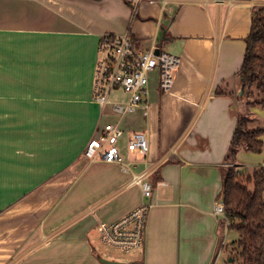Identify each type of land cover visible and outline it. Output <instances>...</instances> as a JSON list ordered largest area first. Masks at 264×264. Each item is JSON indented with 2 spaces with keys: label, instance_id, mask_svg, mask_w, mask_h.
Here are the masks:
<instances>
[{
  "label": "crops",
  "instance_id": "crops-1",
  "mask_svg": "<svg viewBox=\"0 0 264 264\" xmlns=\"http://www.w3.org/2000/svg\"><path fill=\"white\" fill-rule=\"evenodd\" d=\"M163 1L0 0V264H219L227 252L230 230L214 212L221 168L238 113L264 122V107L216 90L240 93L234 76L264 0ZM128 31L140 48L156 41L181 65L172 92L154 74L148 102L105 114L108 104L94 96L100 39ZM108 123L125 131L118 147L129 172L84 154ZM136 130L148 133L147 154L128 148ZM250 155L239 154V168ZM144 172L148 198L130 183ZM145 201L144 247L105 249L116 248L101 241V223Z\"/></svg>",
  "mask_w": 264,
  "mask_h": 264
},
{
  "label": "built area",
  "instance_id": "built-area-1",
  "mask_svg": "<svg viewBox=\"0 0 264 264\" xmlns=\"http://www.w3.org/2000/svg\"><path fill=\"white\" fill-rule=\"evenodd\" d=\"M169 0H164V4ZM131 32L124 34H104L99 44V59L95 68L94 96L103 105L113 104L117 114L132 112L138 105L148 102L150 75L159 74L160 89L164 93L172 92L176 73L181 65V57L161 50L156 54L157 42L142 49L138 46ZM102 55V57H101ZM121 90L129 97L126 101L113 102L112 92ZM148 115V110H145ZM125 131L118 124L108 123L98 135L87 143L85 156L91 160H101L107 163H118L124 172H129L130 165L125 163L118 147L119 140ZM128 148L132 152L147 154L150 149L149 136L146 131L132 132L128 140ZM147 173L133 174L130 183L141 186L143 196L151 197L152 183L146 179ZM152 204L143 202L123 218L101 223L100 239L107 246L123 252L142 249L145 245L146 226L149 210ZM214 212L225 218V208L222 200L215 202Z\"/></svg>",
  "mask_w": 264,
  "mask_h": 264
},
{
  "label": "trees",
  "instance_id": "trees-1",
  "mask_svg": "<svg viewBox=\"0 0 264 264\" xmlns=\"http://www.w3.org/2000/svg\"><path fill=\"white\" fill-rule=\"evenodd\" d=\"M246 49L241 68L234 79L244 86L238 90H216L217 95L230 94L250 107H264V5L253 8L251 28L245 38ZM264 122L250 109L238 113L236 128L225 158L227 166L221 168L225 224L238 233L237 239L225 246L234 264H264V164L252 171L239 168L242 152H264ZM228 264V263H227Z\"/></svg>",
  "mask_w": 264,
  "mask_h": 264
},
{
  "label": "rangeland",
  "instance_id": "rangeland-1",
  "mask_svg": "<svg viewBox=\"0 0 264 264\" xmlns=\"http://www.w3.org/2000/svg\"><path fill=\"white\" fill-rule=\"evenodd\" d=\"M101 57H102V55H101ZM154 74H155V76L158 74V72L156 71V72H154V73H152L151 75H150V78H151V80H154L155 79V77H154ZM158 80H159V74H158ZM159 82V81H158ZM159 88H160V85H159ZM122 95H128L126 92H124V91H122ZM111 97L113 98V94L111 95ZM113 99H115V98H113ZM112 100V99H111ZM244 101V100H243ZM248 103L247 102H244V106H246ZM263 108V107H262ZM105 111V114H107V113H109V112H115L114 110H113V104L111 103V104H108L107 105V107H106V109L104 110ZM255 112V111H254ZM255 116H258L259 117V115H258V113H256L255 114ZM244 153H246V154H251L250 155V157L252 158V160H254V162L252 163V160H248V161H244L243 160V163H245L244 165H246V168L247 169H249V170H253L254 168H256V167H258L260 164L259 163H262V161H263V163H264V152H262V153H254L253 151L252 152H244ZM123 158V157H122ZM124 160V159H123ZM225 166H227V165H229V163L227 162L226 164H224ZM237 237H238V233L237 232H235V231H233V230H230L229 232H228V234H226V241L227 242H231V241H233L234 239H237ZM105 249H107L108 251H110L111 253H114V254H120L121 253V251L120 250H118V249H112V248H106L105 247ZM228 257H227V252L224 250V253H223V255L221 254L220 255V258H219V264H225L224 263V259H227Z\"/></svg>",
  "mask_w": 264,
  "mask_h": 264
},
{
  "label": "water",
  "instance_id": "water-1",
  "mask_svg": "<svg viewBox=\"0 0 264 264\" xmlns=\"http://www.w3.org/2000/svg\"><path fill=\"white\" fill-rule=\"evenodd\" d=\"M160 51H161L160 48H157L155 52H156V54H159ZM243 92H244V86H242L240 94H243ZM100 261H102L104 263H109V264H129V263H125V262L111 261V260H106V259H101ZM227 263L228 264H234L233 258L229 257Z\"/></svg>",
  "mask_w": 264,
  "mask_h": 264
}]
</instances>
